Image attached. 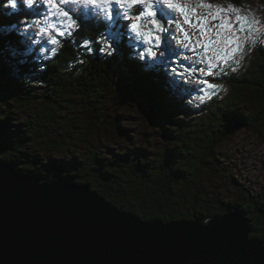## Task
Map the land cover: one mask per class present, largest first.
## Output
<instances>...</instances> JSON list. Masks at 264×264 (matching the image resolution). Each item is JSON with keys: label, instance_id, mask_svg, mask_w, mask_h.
Listing matches in <instances>:
<instances>
[{"label": "trees", "instance_id": "trees-1", "mask_svg": "<svg viewBox=\"0 0 264 264\" xmlns=\"http://www.w3.org/2000/svg\"><path fill=\"white\" fill-rule=\"evenodd\" d=\"M236 1L243 5V0ZM5 3L0 0V28H15L0 33L2 162L47 183L87 185L143 220H208L241 209L254 229L251 237L264 240L263 197H252L236 183L232 201L216 197L213 204L199 183L222 167L216 151L223 142L242 129L259 131L264 125V53L254 54L247 76L226 80L234 84L228 98L210 99L201 117L186 123L159 63L147 55L143 61L129 59L130 42L137 53L146 45L133 39L140 8L116 6L108 19L85 3L47 0L32 10L20 4V11L11 15ZM53 14L64 22H53ZM108 44L116 49L112 56L101 51ZM247 91H252L249 114L237 105ZM135 96L155 109L159 128L152 129L170 146L152 152L146 146L155 133H146L135 156L107 159L98 139L117 143L126 132L118 113ZM59 153L73 160L55 158Z\"/></svg>", "mask_w": 264, "mask_h": 264}, {"label": "water", "instance_id": "water-1", "mask_svg": "<svg viewBox=\"0 0 264 264\" xmlns=\"http://www.w3.org/2000/svg\"><path fill=\"white\" fill-rule=\"evenodd\" d=\"M149 125L158 122L153 107ZM241 209L143 220L89 186L44 182L0 160V264H264Z\"/></svg>", "mask_w": 264, "mask_h": 264}, {"label": "rangeland", "instance_id": "rangeland-1", "mask_svg": "<svg viewBox=\"0 0 264 264\" xmlns=\"http://www.w3.org/2000/svg\"><path fill=\"white\" fill-rule=\"evenodd\" d=\"M68 1H72L78 6L82 4L75 2V0ZM61 2L64 3L65 0H61ZM147 2L148 0H135V2H130V0H94V2L85 4L92 5L106 16H111L116 6L122 9L128 7L141 9L137 15L135 23L137 28L134 33H140V39L146 44L144 49L151 48L157 53L155 58L150 57V59L154 62L157 61L165 72L167 86L169 89L171 88L175 100L181 107V119L186 123H191L196 118L201 117L200 114L210 99L225 100L228 98L234 92V84H230L226 80H229L230 76L239 78L247 76L252 68L254 54L259 51L264 53V44L257 40L253 45L248 39L241 43L238 51L228 55L226 60H219L216 51L222 46L215 43L217 40L215 34L217 31H221L217 27L220 24V19L210 16L209 12L215 11L216 8L224 9L223 15L234 30L233 34L240 38L250 37L255 35V30L249 31L252 25L249 24L248 17L241 15V17L246 18V28L245 31L240 32V24L235 19L237 13L228 11V3L234 7H243L244 3H248L250 5L249 10H251L257 5H264V0H243V5H238L236 0H172L173 3L180 4L186 9L189 18L187 23L184 19L185 13L176 8H169L166 4L157 3V0H151L149 7ZM200 3L210 4L212 8H201L199 7ZM161 8L167 12L164 17L160 15ZM188 9L193 11H188ZM149 11L155 15H148ZM51 20L58 23L64 22L63 17L56 14L51 15ZM169 21L172 23L170 24ZM178 21L181 23L180 30L177 32L176 22ZM253 22L255 28L258 29L264 20L255 22L253 18ZM161 24L168 28V32L158 30ZM35 28L38 30V27ZM201 29L204 30L203 34ZM169 33L178 35L187 47L176 45ZM185 33L188 34L187 40ZM223 34L227 35V32ZM157 37L160 40L159 48L156 47ZM260 39L264 40V33L260 34ZM113 41L114 39L111 38L110 42ZM110 46L113 48L112 45ZM161 51L165 53L164 56H160ZM180 53H183V56H180ZM225 53L226 50L222 51L221 55ZM184 56H190L191 59H185ZM240 57H243V60L237 66L236 60ZM233 68L237 70L233 71ZM209 71L213 74L208 75ZM190 80L193 82L189 83ZM209 84L218 87L209 88ZM251 92L247 91L243 102L237 103L240 110L245 114L252 112V103L247 99L249 96L252 97ZM195 97H204V99L200 101L194 99ZM149 111L150 107L147 103L141 97L135 96L128 108L118 113L117 118L126 132L118 138L117 143L98 139L100 146L98 148L101 153L104 154L105 152V158L117 159L136 155L137 149L142 144L144 134H154L155 130L152 128H159L157 125H149ZM146 125L150 126L151 130L146 129ZM153 136L155 137H151V143L146 146L152 152H158L160 149L170 146V143L166 142L160 135L158 138L156 133ZM85 150L81 149L84 153ZM216 154L222 167L216 166L213 173H206L199 182L213 204L218 201L217 198L227 199L228 202L234 199L237 193L234 185L237 184L233 185V181L251 191L252 197L261 196L264 198V125L259 131L247 129L238 131L236 135L218 147ZM55 158L73 160L72 157H66L62 153L56 154Z\"/></svg>", "mask_w": 264, "mask_h": 264}, {"label": "clouds", "instance_id": "clouds-1", "mask_svg": "<svg viewBox=\"0 0 264 264\" xmlns=\"http://www.w3.org/2000/svg\"><path fill=\"white\" fill-rule=\"evenodd\" d=\"M42 2H47V0H6V3L4 4L5 8H9L12 10L11 13H8V15H11L15 12H19L20 9L18 7V5L22 4L23 6H25V8L27 10H32L34 5H39ZM159 3V2H157ZM228 7L229 9H232L233 11H235L237 13L238 16L241 15H246L248 17V22L249 24L252 25V27L249 29L250 32H253V30H255V35L254 36H250L249 40L250 42L254 45L255 42L257 40L260 41V43L264 44V40L260 39V34L264 33V23H262L260 25V27L258 29L255 28V23L253 22V18L255 20V22H260L262 20H264V5H257L254 8L250 9V5L248 3H244L243 7H234L231 3H228ZM108 19H111V16L108 15ZM38 23V22H37ZM169 23L171 24L172 22L169 21ZM180 23L181 22H176V31L178 32L180 30ZM13 28H15V24L13 25H5L2 28H0V33L3 34H8V32H10ZM159 31L162 32H168V28L164 27L163 24H161L159 26ZM170 35H172V39L175 41L176 45L178 46H182V47H187V45L184 44L183 40H181L179 38L178 35H173L172 33H169ZM134 40H139L140 39V33H136L133 36ZM159 44H160V40L157 38L156 41V47L159 48ZM129 47L132 48V52L129 55V59H139L141 61L144 60L145 55L151 57V58H155L157 53L155 51H153L151 48H145L143 52L137 53L135 51L136 49V45L133 43H129ZM101 51L106 52L107 55L112 56L115 52L116 49L112 48L110 45L106 48L101 49ZM9 55H11V53L9 52ZM165 53L163 51L160 52V56H164ZM180 56H183V53L179 54ZM183 58L185 59H191L190 56H184ZM241 60H243V57H240V59L236 60V65L239 66ZM152 67L151 64H149L147 67L144 68V71H148L150 68ZM236 68H233V71H236ZM193 81H189V83H192ZM225 91H227V89H225ZM194 99L203 101L204 97H195Z\"/></svg>", "mask_w": 264, "mask_h": 264}, {"label": "snow or ice", "instance_id": "snow-or-ice-1", "mask_svg": "<svg viewBox=\"0 0 264 264\" xmlns=\"http://www.w3.org/2000/svg\"><path fill=\"white\" fill-rule=\"evenodd\" d=\"M65 2H67V0H65ZM75 2H77V3H91V2H94V0H75ZM130 2H135V0H130ZM157 2H159L161 4H166L169 8H176L180 12L185 13V16H184L185 22L187 23L189 21L186 9L183 6H181L180 4H175L172 2V0H157ZM148 3H149V7H150L151 0H148ZM199 7L208 8V9L212 8V6L210 4H207V3H200ZM188 11H193V10L188 9ZM228 11L231 12L233 10L228 9ZM223 13H224V9H221V8H216L215 11L209 12L210 16L220 19V24L217 27L219 29H221V31H217L215 34L217 37V40L215 41V43L217 45L222 46V48H218L216 51V56L219 60H226L228 55L234 54L236 51H238L240 49L241 43H243L244 41L249 39L248 36L240 38L239 36L234 35L233 34L234 30L230 27V24L225 19V16L223 15ZM65 15H67V13H65ZM149 15H155V13H152L151 11H149ZM160 15L162 17L167 15V12L165 11L164 8L160 9ZM235 19L240 24L239 31L240 32L245 31V28H246L245 20H246V18L236 15ZM132 27L135 30L137 28V25L133 24ZM201 32L203 34L204 30L201 29ZM224 32H227V35H224L223 34ZM184 35H185V39L187 40L188 34L185 33ZM157 38L159 39V37H157ZM205 47H207V45H205ZM225 50H226V53L224 55H221V52L225 51ZM212 74L213 73L211 71H209L208 75H212ZM208 87L215 89L218 86L214 85V84H209Z\"/></svg>", "mask_w": 264, "mask_h": 264}, {"label": "bare ground", "instance_id": "bare-ground-1", "mask_svg": "<svg viewBox=\"0 0 264 264\" xmlns=\"http://www.w3.org/2000/svg\"><path fill=\"white\" fill-rule=\"evenodd\" d=\"M148 3V2H147ZM149 15V14H148ZM142 17H143V15H142ZM147 17V16H146ZM170 44V43H169ZM220 75V74H219ZM233 184H236V182L234 181V183Z\"/></svg>", "mask_w": 264, "mask_h": 264}]
</instances>
